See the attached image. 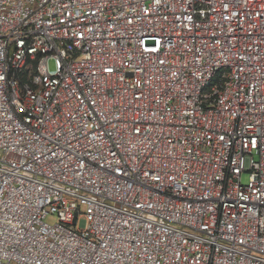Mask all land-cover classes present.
<instances>
[{"label": "built area", "instance_id": "built-area-1", "mask_svg": "<svg viewBox=\"0 0 264 264\" xmlns=\"http://www.w3.org/2000/svg\"><path fill=\"white\" fill-rule=\"evenodd\" d=\"M0 264H264V0H0Z\"/></svg>", "mask_w": 264, "mask_h": 264}, {"label": "rangeland", "instance_id": "rangeland-1", "mask_svg": "<svg viewBox=\"0 0 264 264\" xmlns=\"http://www.w3.org/2000/svg\"><path fill=\"white\" fill-rule=\"evenodd\" d=\"M51 68H53V64L51 63ZM249 180H250V176L248 173H245L242 177V182L244 185H247L249 183ZM48 222H55L56 221V218L54 217H50L48 218L47 220Z\"/></svg>", "mask_w": 264, "mask_h": 264}]
</instances>
